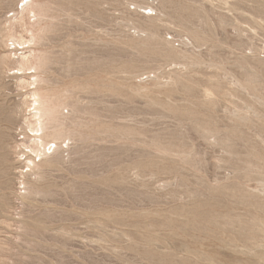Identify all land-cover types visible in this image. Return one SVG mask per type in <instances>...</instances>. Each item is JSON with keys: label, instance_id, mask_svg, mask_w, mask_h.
I'll use <instances>...</instances> for the list:
<instances>
[{"label": "rangeland", "instance_id": "obj_1", "mask_svg": "<svg viewBox=\"0 0 264 264\" xmlns=\"http://www.w3.org/2000/svg\"><path fill=\"white\" fill-rule=\"evenodd\" d=\"M19 1L0 0V264H264V0H32L71 126L33 177Z\"/></svg>", "mask_w": 264, "mask_h": 264}, {"label": "bare ground", "instance_id": "obj_2", "mask_svg": "<svg viewBox=\"0 0 264 264\" xmlns=\"http://www.w3.org/2000/svg\"><path fill=\"white\" fill-rule=\"evenodd\" d=\"M23 1H19L12 14L6 19L7 36L4 39V44L8 46L9 41H12V49L5 55V58L15 63L16 66L9 68L8 74L16 80V85L22 89L23 97L24 124L20 127L23 130V136L18 139L15 148L19 150L18 161L24 164L25 169L26 167L28 169L25 171L24 168H21L20 173L33 177L39 174L36 169L57 153V141L61 145H69L71 137L68 136V131L71 126L61 120L64 114L63 104L55 102L53 95L44 91L41 86L38 75L40 65L35 64L33 59L37 57L32 58L34 50L30 47L34 37L27 39L24 33L32 32L31 27L36 23L40 24L41 18L38 19V17L42 13L40 10V14L37 13L32 0H28L26 3ZM20 2L24 3L22 7ZM21 50L22 52H20ZM51 164L49 163V165Z\"/></svg>", "mask_w": 264, "mask_h": 264}]
</instances>
